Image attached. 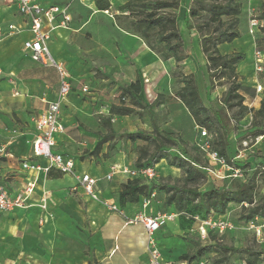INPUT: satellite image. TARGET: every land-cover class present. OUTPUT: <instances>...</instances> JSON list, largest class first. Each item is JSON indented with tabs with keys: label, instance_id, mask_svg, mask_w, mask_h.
Here are the masks:
<instances>
[{
	"label": "rangeland",
	"instance_id": "1",
	"mask_svg": "<svg viewBox=\"0 0 264 264\" xmlns=\"http://www.w3.org/2000/svg\"><path fill=\"white\" fill-rule=\"evenodd\" d=\"M126 1L128 0H109V12H101L96 9L95 0H51L54 6L67 8L71 19L67 29L62 31L63 33L60 31L61 35H57L55 41L57 43L61 40L67 45L64 56L59 58L63 59L73 78V93L65 98L64 110L70 115L67 135L72 140L66 148H70L71 156L78 158L76 165L79 166V160L83 161L84 169L99 180L105 171L103 162L111 161L134 168L139 149L147 145L141 141L130 142L127 135L135 132L149 134L152 132L153 123L157 129H162L169 124L167 125L169 127L165 126V131L159 130L167 134L166 132H171L170 127L177 125L182 128V133L177 136L174 133L168 134L177 147L168 150L167 154L180 156L184 150L200 157L206 167L204 170L206 178L199 186L200 191L219 188L222 185L230 187L232 180L242 181L254 176L258 194L255 202H258L259 198L264 196V136L254 135L255 129L251 126L252 114L230 122L233 135L229 141V156L235 162H240L242 166L240 171H233L225 164L213 161L209 157L210 151L199 147L210 139V135L206 133L205 137H201L199 128L193 126L191 129L188 128V124L191 125V123H189L187 112L172 97L181 86L174 81V72L176 75L180 72L183 75H193L199 98L206 108L220 109L221 98L227 89L226 80L216 81L217 87L212 88L205 59L194 49L196 38L192 37V32L189 34L186 28L187 12L185 18L179 22V32L187 47V58L192 60L193 65L184 69L179 64V69L173 68L171 72L168 70L169 76L162 80L159 87L155 86L156 82L151 83L158 97L153 100L150 109L158 107V102L162 100L160 96L170 98L172 101L162 107L161 112L154 113L151 117L147 111L149 108L140 107L134 109L133 115L122 118L108 114L112 105L122 101L128 105V99L126 96L122 97L121 90L130 81V75L134 76V70L130 67L132 34L120 30L112 18L113 15L118 14L115 9ZM243 2L247 3L248 0ZM259 2V7H251L250 11H245L241 16L238 25L239 38L234 42L218 46L220 53L244 54V60L237 66V82L241 84L240 94L251 92L245 96L244 105L252 110H257L259 106L257 109L252 107L257 99L256 92L251 89V86L254 83L262 87L264 81V54L259 50L262 56L260 63H257L254 55L258 50L255 42L261 36L260 30L264 28V0ZM187 5L185 0H180V7L184 9L189 7ZM4 17L7 21L12 20L11 14L6 11ZM204 19L205 17L202 16L190 21L195 23L202 22ZM252 19L258 22L259 27L254 34L249 35V21ZM13 21L12 23H15ZM6 30L5 25H0V148L4 145L2 143L7 134L14 136L18 132L33 133L25 118L37 112L34 103L45 91H47V99L58 98L54 71L48 66L31 61L22 50L19 51L17 44H9L6 39L8 36ZM256 65L261 68L260 71L256 70ZM100 68H102L101 71ZM158 69L160 65L157 64L155 70L158 71ZM163 70L166 71L165 67ZM11 71L14 73L10 74ZM152 75L154 73L149 71L142 78L146 81L148 80L146 77ZM160 79L157 80L160 81ZM167 80L168 85H166ZM82 86L88 87L90 95L78 91ZM158 90L159 93H156ZM261 92L258 93V98L261 97ZM26 104L28 107H25ZM108 119H110L109 125L106 123ZM101 140H106L99 153L101 158L99 155L91 156L92 150ZM57 142H61L60 138H57ZM153 152L152 146H147L145 158H149ZM91 157L93 159H90ZM3 162L4 159L0 157V166ZM162 166L164 170H161ZM154 168L158 175L160 174L157 179L158 184L182 185L181 172L170 168L165 161H161ZM46 177L47 180L43 179L40 183V195L44 197L48 191L51 192L57 197L54 203H51L49 199L48 201L40 200L39 209L33 212L0 216V264H99L97 256L104 251L101 232L103 226L97 230L94 229L98 224L95 217L92 219L94 214L89 206L92 200L86 202L76 196L69 188L68 180L60 174L50 172ZM109 183H112V180ZM156 198L157 201L164 199L162 194H156ZM101 201L102 203L99 202L97 207L107 214L115 213L108 207L111 202L103 199ZM155 207H151L154 212L175 214L172 207L164 208L163 204ZM249 209L247 205L242 207L231 204L224 216L216 218L211 215L209 217L211 225L221 221L231 229L220 233L217 228H207L205 237L200 235V223L183 222L178 217L173 221L174 223H168L156 233V244L164 250L168 260L175 262L239 264L247 255L239 253L238 250L264 248V240L258 239L254 231L240 221L241 215L247 214ZM128 218H132L129 211ZM260 221L261 219H258V222ZM134 225L137 224L129 226ZM122 226L123 224L120 223L118 233L124 247L119 244L117 252L119 251L122 259L128 262L129 250L126 244H130L128 239L132 231H128V227L122 229ZM128 232L129 234H126ZM137 237H134L135 251L145 256L139 264H147L145 245L139 242ZM207 246H215L216 249L212 253L200 256L199 252ZM223 248L231 249V251H224ZM186 253L192 257V260L180 261V256ZM259 261L264 264V254ZM128 264L137 263L129 261Z\"/></svg>",
	"mask_w": 264,
	"mask_h": 264
},
{
	"label": "trees",
	"instance_id": "2",
	"mask_svg": "<svg viewBox=\"0 0 264 264\" xmlns=\"http://www.w3.org/2000/svg\"><path fill=\"white\" fill-rule=\"evenodd\" d=\"M243 5V0H191L187 9L186 28L189 34L194 32L198 36V44L206 62L212 88L217 87L216 81L227 82V89L220 101V109L206 108L202 104L193 75L173 73L174 81L181 85L175 97L185 107L197 128L205 130L210 135L207 141L208 150L216 153L218 159L233 171H240L242 166L240 162H235L229 156V141L233 135V128H230L231 120L237 121L247 114H252L251 126L255 129L254 135L264 136V81L259 108L249 109L244 105L245 97L239 93L241 84L237 82L236 70L244 60V54H221L218 50V46L234 42L239 38L238 25L244 14ZM95 6L101 12L110 10L109 0H95ZM179 8L180 0H128L115 9L118 14L113 15L112 18L120 30L140 38L160 60H174L176 69H179V64L188 56L185 41L178 29L176 12ZM202 16L205 17L202 22L190 21ZM260 34L255 44L257 51L260 50L264 54V28L260 30ZM252 90L255 92V84ZM121 92L123 98L127 97L128 105L123 101L112 105L108 110L110 116L126 117L134 113V108H150L152 105L146 102L143 81L139 77ZM230 111L231 114H228ZM109 122L110 119L106 121L107 125ZM127 139L130 142L141 141L154 149L153 154L146 159L147 146L141 147L134 168H153L161 161H165L169 167L181 172L183 183L160 185L153 181L146 182L141 178L128 179L120 186L118 192L120 207L128 203H137L142 198L148 197L151 192H155L163 195L164 208H174L175 214L187 223H195L192 219L195 216L202 221L211 215L220 218L225 215L231 204L249 206L247 214L240 217V221L244 224L254 222L256 219H264V196L255 202L258 194L254 176L242 181L232 180L230 187L222 185L219 188L200 191L199 186L206 178L204 172L206 167L198 155L183 150L180 156H169L168 150L177 147V144L168 134L159 132L154 124L151 133L135 132L128 134ZM105 142L106 140L99 141L90 155L98 156ZM215 249V246H207L199 252V255L212 253ZM223 250L231 251L226 248ZM238 252L247 255L244 259L247 264H262L259 260L264 254V248L240 249ZM179 259L190 262L192 257L186 253Z\"/></svg>",
	"mask_w": 264,
	"mask_h": 264
},
{
	"label": "crops",
	"instance_id": "3",
	"mask_svg": "<svg viewBox=\"0 0 264 264\" xmlns=\"http://www.w3.org/2000/svg\"><path fill=\"white\" fill-rule=\"evenodd\" d=\"M37 1L44 7L54 6V4L51 2V0H37ZM181 1H183V0H181ZM185 2H186V4H188L190 6L191 0H185ZM259 3H260L259 0H248V2L244 3V5H243V12L245 13V11H248L249 8H251V7L252 8L259 7L260 6ZM188 8L189 7H185L183 9L182 7H180L179 10L177 11L178 29H179V22L181 19L185 18ZM254 10L255 9H253V11ZM5 11L8 12V14H11L12 20L7 21V18L4 17ZM13 20L15 21V23H12ZM70 21H71V19H70ZM69 22L66 24L65 27H62L59 25L57 26L58 23L57 24L55 23L56 26L50 33V39L47 42V48H48V51L50 53V56L55 61L62 63V65L64 66V69L67 71L68 79H69L71 86H72L71 92L69 94V95H71L73 93V89H74L73 78L70 76V73H69L66 65L64 64L63 59L59 58V57L64 56V54L66 52L67 45L65 43H62L61 40H58L57 43L55 41L56 36L57 35L60 36L61 32L64 31L65 29H67V27H68L67 25L69 24ZM0 25H5L7 28V30H6L7 34L5 33L6 35H8L6 37L7 42H9V44H13V45L17 44L19 51L22 50L24 52V54L30 58L29 53L24 50L23 45L25 42L32 39V34L28 29V24H27L26 20L17 13L15 6L13 4H11L10 2H8L7 0H0ZM9 26H13L15 28V30L9 33L8 32ZM191 36L196 38V44H195L194 49H195L196 53H198V54L200 53V56L202 57V53L200 51V47L198 44L197 34L192 32ZM131 38H132V40H131L132 41V47H131V51H130L131 52V55H130L131 66L130 67L133 68V70H134L133 71L134 76L130 75V81L127 82L126 86H128L130 83H133L137 79V77L141 78V80L143 81L146 102L148 105H151V104H153L152 103L153 100L158 97L157 94L155 95V92H154L155 88L151 86L152 85L151 83L156 82L155 86L159 87L162 80L166 79L169 76L168 70L171 72V69L176 68V64H175L174 60H172V59H170L168 61L160 60L153 52H151L146 47L145 43L140 38H138L137 36L132 35ZM0 44H1V41H0ZM63 49H64V51H61ZM221 54H227V53L221 52ZM31 61H33V60H31ZM35 63H38V62H35ZM38 64H41V63H38ZM157 64L160 65V69H158V71L155 70V67L157 66ZM161 65H163V66H161ZM180 65L184 69H187L189 65H191V66L193 65V62L191 59L187 58L182 62V64L180 63ZM42 66H44V65H42ZM163 67H165L166 71L163 70ZM49 68H51V67H49ZM51 69L54 71L55 76H56V85H57V92H58L59 77H58L57 72L53 68H51ZM101 69L102 68H100V71H101ZM153 69H154V71H153ZM149 71L154 73V75L147 76L146 79H148V80L145 81V78H142V77H144L145 74H147ZM13 73H14V71L10 72V74H13ZM161 77H162V79H160ZM157 79H160V81H158ZM168 83L169 82L167 80L166 85H168ZM253 85H254V83H253ZM83 87L84 86L80 87L78 91L82 93L81 89ZM252 87L253 86H251V89H252ZM46 92L47 91H45L43 93V95L40 96L37 99V101L34 103L35 107L37 109V112L35 114L31 115L29 118H25V121L29 123L31 129L33 130V133L22 134V133L18 132L14 136H10L9 134H7L5 136L4 143H2L4 145L0 148V149H2V153H0V157L4 159L3 165L0 166V184L5 186V188L9 192L10 196H13L26 183L33 182L35 187H34L33 193L31 194V196L28 200L29 207L28 208H17L10 213L1 214L0 216H7L9 214H16V213H20V212L21 213L22 212H29V211L33 212V211L39 209L38 204L40 203V200L49 199V201L51 203H54L55 202L54 199L57 198L54 194H52L49 191L47 192V194L44 197L41 196L40 195L41 189L39 187L40 183L43 182L42 181L43 179L47 180L46 176L50 172H53V173H57V172L50 171L48 174L45 175L42 171H40V172H27L21 168V165L23 162L32 159V141H33V138L35 135L34 119L39 114L44 112L48 103L55 100V98L47 99L46 98ZM156 93H159V90L156 91ZM247 93L251 94V92H249V91ZM87 94L90 95L89 91ZM255 94H256L255 97L257 100H256L255 104H253L252 107H254V109H257V107L259 106L260 98L257 97L258 96L257 93H255ZM243 96L245 97V96H247V94H243ZM172 97L175 100H177L178 103L185 109V107L180 103V101L175 96L172 95ZM151 98H153V99H151ZM160 98L162 100H160L158 102V107H156V108L153 107V109L152 108L151 109L146 108V109H148L147 111L149 112L148 113L149 117H151L154 113L161 112L162 111L161 109H163L162 107H164L165 105H167L168 103H170L172 101L170 98H163L161 96H160ZM65 105H66L65 102H63L61 105V113H60L61 121L66 128L65 133L55 136L56 145H55L54 149L57 153H60L64 156L74 158L77 160L78 159L77 157L71 156L69 154L70 148H66L71 143L72 140L69 139L68 135H67L68 125H70L68 117H70V115H68V113L65 112V110H64ZM25 107H28V104H26ZM185 111L187 112L186 109H185ZM187 115L189 118V123H191V125L188 124V128L191 129V126H193L194 128L197 127L194 124V121L192 120V118L189 116L188 112H187ZM118 118H122V117H118ZM150 121L152 123V120H150ZM153 124H152V126H153ZM167 125H169V124H167ZM167 125H165V126H167ZM165 126L162 129L161 128L158 129V131L159 130L165 131ZM167 127H169V126H167ZM181 129L182 128L180 126L175 125V126H173V128L170 127L171 132H166V133L167 134L174 133L177 136V134L182 133ZM57 138H60V141H61L60 143L57 142ZM99 156L101 158V154ZM90 159H93V158L91 157ZM37 161L39 162V160H37ZM79 161H80L79 166H77L75 164L73 175H61L64 179L68 180L70 189L77 185L76 176L87 174V175H90L94 178H97L95 175L89 173L88 171H86L84 169L85 167H84L83 161H81V160H79ZM41 163H42V165L44 164V162H41ZM103 164L105 165V171H104V173H102V177L99 180V183L97 186L98 197L100 198V200L103 199V200L111 202L110 204H115L116 206H118L122 212H125V218H128V211H129V213H131L132 216H134L135 214H137L140 211L141 200L138 201L137 203H128L125 206L120 207L118 205V192L120 191V186L126 181V179L121 175H116L113 177L112 183L105 181L104 176L107 174L110 165L117 164V163H114L111 161H106V162H103ZM170 168H172V167H170ZM164 169H165L164 166H162L161 170H164ZM159 177H160V174H159ZM43 193H45V191ZM74 194L86 202H89L92 200L90 197L86 196L83 193L81 188H78L77 191L74 192ZM47 201H46V205H47ZM97 204H99V202H96L93 200H92V202H89L90 209H91V211H93V214H94V215H92V219L95 217V220L98 224L97 228H94V229L97 230V229H99V227L103 226L101 228V230H102L101 232L103 235L104 251L97 256L99 259L98 263L99 264H118L117 262H119V263L121 262L122 264H128V262L130 261V262H136L137 264H139L142 261L141 259L145 256H141L140 254H138L135 251L134 237L138 236L137 238H138L139 242L144 243V245H145L144 253L146 255L147 254L146 253V241H145V235H144L143 228L140 225L129 226L128 224H126V219H124V217L120 216L117 213H108L107 214L101 208L97 207ZM161 204H163V200H159L158 203L152 202L151 205L145 211V214L146 215H152V214L156 213L157 211L154 212L151 207H155L156 205L158 206ZM155 209H157V208L155 207ZM177 218H178V216L173 221H175ZM173 221H171L169 223H172ZM120 223L123 224L122 229L124 227H128L127 228L128 231H132L131 232L132 235L130 234V237L128 239V242H130V244H126V248L129 250V252L127 253V255L129 256L128 262L126 260L122 259V255L119 253V251L117 252V250L119 249V244H120V246L124 247V244H122V242H121L122 238L119 239L118 229H119ZM126 234H129V232ZM160 250H161V254H162V257H163L165 262H170L171 264H184L183 262H175V261L168 260L164 254V250L162 248ZM147 264H148V261H147Z\"/></svg>",
	"mask_w": 264,
	"mask_h": 264
},
{
	"label": "built area",
	"instance_id": "4",
	"mask_svg": "<svg viewBox=\"0 0 264 264\" xmlns=\"http://www.w3.org/2000/svg\"><path fill=\"white\" fill-rule=\"evenodd\" d=\"M7 1L13 4L17 13L26 20L28 29L32 34V39L24 43V50L29 53L31 60L53 68L59 77L58 98L48 103L44 112L34 119L35 135L32 141V159L23 162L21 168L27 172L42 171L45 175L50 171H55L61 175H73L76 159L57 153L54 149L56 145L55 136L65 133L66 128L60 118L61 105L70 94L72 86L64 66L50 56L47 48L50 33L55 28L56 24L58 23L57 26L65 27L70 21L67 8L57 6L44 7L37 0ZM258 27L259 24L255 19L249 21V35L254 34V32L258 30ZM14 30L15 28L13 26L8 27L9 33ZM254 55L257 63H260L262 57L261 53L255 51ZM256 70L260 71L261 68L256 65ZM261 90V86L255 84V92L258 94ZM81 91L82 94H87L88 88L84 86ZM199 130L200 136L205 137V130ZM199 147L205 151L208 150L207 142L201 144ZM0 153H2V149H0ZM209 157L213 161L223 164V162L218 159L216 153L209 152ZM37 160H39V162ZM41 162H44V164L42 165ZM116 175H121L126 180L141 178L149 183L152 181L157 182L159 178L154 167L137 169L122 164H112L107 174L104 176V180L109 182ZM76 180L77 185L72 187L71 191L76 192L78 188H81L86 196L94 201L102 203L97 194L99 179L83 174L76 176ZM34 187L35 185L33 182H28L15 195L10 196L5 186L0 184V215L10 213L17 208H28V200L33 193ZM158 201L156 193L151 192L148 197L141 199L140 211L132 216V218H125V214L115 204H109L108 207L112 212L118 213L120 216L124 217L127 224H137L143 228L148 264H171L170 262L164 261L160 247L156 244L155 235L169 222L173 221L178 214H160L156 212L152 215H146L145 211L151 203H158ZM192 219L195 223H200L199 231L202 237H205L207 228H217L220 233L225 232L227 229H231L230 226L225 225L221 221L211 225L212 222L209 218L202 221L199 217L195 216ZM246 225L254 231L258 239L264 240V219H261L260 222L256 219L254 222H250ZM239 264L247 263L242 261Z\"/></svg>",
	"mask_w": 264,
	"mask_h": 264
}]
</instances>
